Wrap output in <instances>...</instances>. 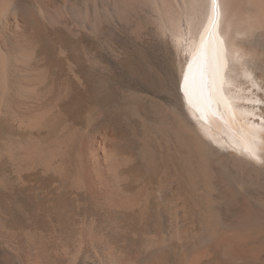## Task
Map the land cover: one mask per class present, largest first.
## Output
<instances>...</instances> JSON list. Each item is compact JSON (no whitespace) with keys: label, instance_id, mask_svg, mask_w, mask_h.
I'll use <instances>...</instances> for the list:
<instances>
[{"label":"bare ground","instance_id":"6f19581e","mask_svg":"<svg viewBox=\"0 0 264 264\" xmlns=\"http://www.w3.org/2000/svg\"><path fill=\"white\" fill-rule=\"evenodd\" d=\"M116 31L141 41L169 39L182 54L179 91L194 130L176 115H164L188 149L194 195L205 206L201 229L210 243L180 264H264V212L254 210L216 175L215 193L239 211L234 233L216 230L207 213L210 173L197 161L204 137L242 155L234 158L236 167L264 176V112H257L264 101V93H258L264 91V78L256 67L264 57V0H217L215 7L211 0H0V132L9 120L20 130L0 139V156H8L18 171L41 168L60 180V189H81L97 204L116 210L139 206L144 188L125 190L122 185L126 172L119 168L126 157L118 156L105 138L89 139V132L82 133V127L56 111L60 99L68 104L79 99L76 88L82 78L73 58L85 55L99 72L109 68L91 53L84 37L113 56ZM62 62L69 72L63 78L56 75ZM92 225L82 227L75 239L82 248L102 243ZM31 233H4L13 260L63 262L54 245ZM156 234L149 244L162 241L163 235ZM177 235L183 236L182 231ZM114 249L105 250L113 264L133 263ZM162 255L155 264L168 263Z\"/></svg>","mask_w":264,"mask_h":264},{"label":"rangeland","instance_id":"374dc122","mask_svg":"<svg viewBox=\"0 0 264 264\" xmlns=\"http://www.w3.org/2000/svg\"><path fill=\"white\" fill-rule=\"evenodd\" d=\"M84 43L109 68L99 72L89 65L85 55L82 54L80 60L73 58L82 78V84L76 88L79 99L69 104L60 99L56 111L82 127V133L89 132L86 133L89 139L105 138L118 156L124 155L126 162L119 171L126 172L128 175L123 176L129 179H124L123 188L143 187L145 196L137 207L116 210L93 202L81 189H60V180L42 172L41 168L20 172L8 156H0V264H5L7 258L13 264L22 263L9 256L5 232H33L42 237L62 254L60 264H113L106 255L107 248L129 255L131 264L148 261L152 264V257L155 264L162 254L166 255L167 258H163L167 264L189 260L209 245L210 239L201 229L206 220L205 206L194 195L196 187L188 173V149L173 134L164 115L170 112L186 128L194 130V119L187 112L179 91L182 54L169 39L143 38L141 41L124 31H116L111 41L115 48L113 56L89 37H84ZM259 62L257 72L264 78V57ZM68 74L66 63L56 70L59 77ZM258 93L264 91L258 90ZM262 102L257 112H264ZM254 105L257 108V104ZM4 126L8 127L3 129L7 133L0 132V139H7L8 134L19 135L20 130L14 127L13 121L9 120ZM202 139L197 161L206 167L211 177L208 217L219 232L234 233L239 211L226 206L215 193V176L261 212H264V176L236 167L234 158L242 155H234L232 150L221 149L208 139ZM140 206L141 214L137 209ZM144 210L146 213H142ZM92 222L102 243L82 248L75 239L82 227ZM178 231L186 238H178ZM158 232L163 235L161 244H149L150 236ZM160 250L163 252L159 254ZM10 262L6 264H12Z\"/></svg>","mask_w":264,"mask_h":264},{"label":"snow or ice","instance_id":"6c2138e0","mask_svg":"<svg viewBox=\"0 0 264 264\" xmlns=\"http://www.w3.org/2000/svg\"><path fill=\"white\" fill-rule=\"evenodd\" d=\"M217 0H211L212 5L215 7Z\"/></svg>","mask_w":264,"mask_h":264}]
</instances>
